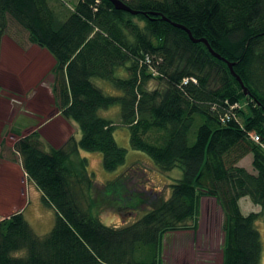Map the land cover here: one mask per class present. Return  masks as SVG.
Returning <instances> with one entry per match:
<instances>
[{
  "label": "trees",
  "instance_id": "1",
  "mask_svg": "<svg viewBox=\"0 0 264 264\" xmlns=\"http://www.w3.org/2000/svg\"><path fill=\"white\" fill-rule=\"evenodd\" d=\"M120 1L136 15L115 10L107 0H78L71 10L60 0H0V36L9 34L10 22L52 57L56 109L80 133L59 149L46 150L37 132L13 143L26 180L55 217L42 237L22 212L0 220V264H161L163 235L195 233L204 198L213 199L222 214L221 264H260L264 0ZM172 24L232 63L248 95L225 62ZM93 80L119 95L104 94ZM113 107L133 151L162 173L180 171L167 200L135 194L123 174L98 195L79 154H100L108 173L124 165L126 151L116 145L115 126L98 115ZM248 155L253 172L237 165ZM111 190H117L115 199L105 194ZM242 198L259 212L243 215ZM102 199L120 212L147 210L130 225L108 227L99 219Z\"/></svg>",
  "mask_w": 264,
  "mask_h": 264
},
{
  "label": "rangeland",
  "instance_id": "2",
  "mask_svg": "<svg viewBox=\"0 0 264 264\" xmlns=\"http://www.w3.org/2000/svg\"><path fill=\"white\" fill-rule=\"evenodd\" d=\"M77 1L78 0H60V2L70 10L74 8ZM8 28V33L11 34L12 31H14L13 24L9 22ZM9 34L0 36V50L2 37L6 35L12 40L13 37ZM19 45L20 48H23L21 44ZM52 68L40 75L41 79L38 81L39 83L36 84L35 89L31 90V95H27V92L25 93L18 89L15 92L8 89V91H12V93L7 95L4 94L7 90H4L0 86L1 137L7 134L6 128L4 129L3 127L1 129L3 119L7 114H9L11 119L16 117L15 119H17V121L31 126L32 123L30 121L20 120L17 114H34L42 110L43 118L45 119L49 111L56 109L54 95L52 94ZM20 82L19 87H23V84L27 87L32 85L26 82L23 83V79ZM92 82L106 95H119L118 92L114 91L106 83L97 80H93ZM0 85L2 84L0 83ZM149 87L153 89L155 83L151 82ZM28 92H30V90ZM9 96L11 99H9ZM239 108L245 111V103H239ZM98 115L112 122L115 126L113 137L116 145L126 151L124 165L112 173L103 170L100 154L80 151L79 157L86 159L87 170L93 175L94 186L99 192L98 195L100 196L107 183L114 181L123 174L122 176L127 178L128 189L135 194L143 196L144 198H149L153 194L156 199L167 200L170 196L171 185L175 184L181 178L180 171L174 169L170 172L162 173L157 170L153 162L146 155L133 151L130 148L129 133L127 128L120 123L118 107H113L106 111H99ZM59 118V121L68 122L60 115ZM55 121L53 124L44 126L39 130V134L41 135L40 138L46 150H48V148L59 149L70 138L79 140L80 133L75 125L73 126L71 122H69V125H64ZM19 126H15L14 129H19ZM14 142V139L10 137L5 142L0 143V220L16 213L17 211L15 209L23 207L24 219L27 221L32 231L38 237H42L51 230L55 213L41 202L40 193L25 179L26 176L21 170L19 158L12 150ZM250 164L251 156L248 155L237 165L245 168L248 172H253ZM22 191L25 198L27 195L25 201L21 193ZM105 194L107 198L110 199L111 197L115 199V197L118 196L117 190L115 192L112 190L105 191ZM103 199L101 204H99V219L102 224L108 227L121 228L130 225L138 220L147 210L145 206H137L135 210L127 209L120 212L117 210L118 206L105 203ZM207 199L208 200L201 201L200 217L195 233H193L191 229H187L169 232L163 235L160 254L161 264H221V249L223 245V232L221 230L222 214L215 202L212 199ZM251 209V204L246 200L244 203H241V210L245 214L250 212ZM187 225H190V223L188 222ZM256 229L260 234L262 247L260 264H264V225L258 222L256 224Z\"/></svg>",
  "mask_w": 264,
  "mask_h": 264
},
{
  "label": "crops",
  "instance_id": "3",
  "mask_svg": "<svg viewBox=\"0 0 264 264\" xmlns=\"http://www.w3.org/2000/svg\"><path fill=\"white\" fill-rule=\"evenodd\" d=\"M14 34L17 36L16 38H14L15 37ZM11 35L14 36L12 40L8 38L6 35L1 39L0 83L2 85L0 86L4 90H7L4 93L7 95L11 94L12 91L15 92L17 89L20 91H24L25 93L27 92L28 93L27 95L29 94L31 95L32 92L31 90L35 89L36 84L39 83L38 81L41 79L40 75L47 70L49 71L53 67L54 61L52 57L45 50H42L32 44H29L24 34L17 32V30H14L12 31ZM18 43L21 44L24 49L20 48L19 47L20 45ZM22 79H23V83L26 82L32 85L30 87H27L24 86V84L22 83L23 87H19V83H21L20 81ZM8 89L12 91H8ZM29 90L30 92H28ZM9 99H11V97ZM17 115H19V119L22 121H30L32 123L31 126H27L21 121H17V119H15L16 117L11 119V117H9V114H7V116L3 119V124L1 125V129L3 127L4 129L5 128L7 129V134L4 137H1L0 135V143L5 142L10 137H12L15 141L17 140V138L25 137L31 132H37L39 134V130H41L42 127L53 124L55 120H56L55 122L57 123L69 125V122L66 123L65 121H61V120L59 121L60 118L57 109H53L49 111L45 119L43 118L42 110L34 114L19 113ZM71 124L74 126L73 123ZM15 126H19V129L17 128L14 129ZM21 193L24 196L23 191ZM23 198L25 201V199H27V195L26 198L25 196ZM206 199L207 198H204L202 200H206ZM245 200L250 203V201L247 198H242L238 202L240 211L243 215H246L248 213L259 212V207L251 203H250L252 206L251 211L246 214L242 212L241 203L242 202L244 203ZM15 210L17 212H22V214L24 211L23 207L17 208Z\"/></svg>",
  "mask_w": 264,
  "mask_h": 264
},
{
  "label": "water",
  "instance_id": "4",
  "mask_svg": "<svg viewBox=\"0 0 264 264\" xmlns=\"http://www.w3.org/2000/svg\"><path fill=\"white\" fill-rule=\"evenodd\" d=\"M107 1H109V2L113 5V7H114L115 10H118V11H124V12L130 13L131 15H136V12L131 11V10H130L128 7H126V6H125L120 0H107ZM172 25H173L174 27H176V28H179V29L185 31V32L187 33L189 39L192 41V43H194V44H197V43H201V44H203V45L205 46L206 50L209 52V54H210L212 57H214V58H216V59H218V60H220V61L225 62L226 65H227V67H228V70H229L231 76H232V77L236 80V82L239 84V86H240V88H241L243 94H244L245 96L248 95L247 89H246V87L244 86L243 82H242V81L240 80V78L234 73V71H233V64H232V63H228V62H226V61H225L224 59H222L218 54H216V53H215V52L209 47L208 43H207L205 40H203V39L195 40V39L192 38V36H191V34L189 33V31H187V30H186L185 28H183L182 26L177 25V24H172ZM206 200H207V199H206ZM212 200H213V199H212ZM213 201H214V200H213ZM214 202H215V201H214ZM215 204H216V203H215ZM200 210H201V204H200Z\"/></svg>",
  "mask_w": 264,
  "mask_h": 264
},
{
  "label": "built area",
  "instance_id": "5",
  "mask_svg": "<svg viewBox=\"0 0 264 264\" xmlns=\"http://www.w3.org/2000/svg\"><path fill=\"white\" fill-rule=\"evenodd\" d=\"M182 82H183V84H186L187 81H186V80H183ZM192 82H193V80H192ZM235 106H236V105H235ZM250 139H251V141L254 142V143H258V142H259L258 136H256V135H251V136H250Z\"/></svg>",
  "mask_w": 264,
  "mask_h": 264
},
{
  "label": "bare ground",
  "instance_id": "6",
  "mask_svg": "<svg viewBox=\"0 0 264 264\" xmlns=\"http://www.w3.org/2000/svg\"><path fill=\"white\" fill-rule=\"evenodd\" d=\"M174 27V26H173Z\"/></svg>",
  "mask_w": 264,
  "mask_h": 264
}]
</instances>
